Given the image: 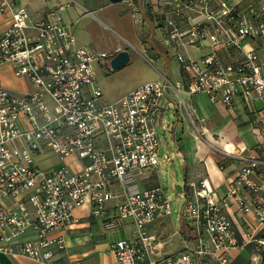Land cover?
<instances>
[{
    "label": "built area",
    "instance_id": "2783aa9c",
    "mask_svg": "<svg viewBox=\"0 0 264 264\" xmlns=\"http://www.w3.org/2000/svg\"><path fill=\"white\" fill-rule=\"evenodd\" d=\"M161 1L160 45L180 80L162 76L107 102L94 66L113 56L76 46L62 16L72 1L35 23L21 0H0V67L29 86L11 91L0 77V254L54 264L66 253L60 233L82 224L74 212L89 206L105 233L119 235L108 246L114 264H229L230 251L247 248L250 264H264L263 127L224 197L204 177L185 185L178 232L164 233L172 215L164 187L147 186L169 161L157 128L171 94L173 109L184 93L259 113L264 0ZM121 3L139 20L133 0ZM45 153L59 166L40 168L35 160Z\"/></svg>",
    "mask_w": 264,
    "mask_h": 264
},
{
    "label": "crops",
    "instance_id": "0c3cea01",
    "mask_svg": "<svg viewBox=\"0 0 264 264\" xmlns=\"http://www.w3.org/2000/svg\"><path fill=\"white\" fill-rule=\"evenodd\" d=\"M68 1H72V3L68 4L62 13L64 23L70 27L75 37L76 46L91 49L94 53L116 55L115 50L118 42H114L112 39H110L111 43L108 45L110 46L108 52L100 49L96 50L101 40L104 39V29L110 30L114 36L119 40L123 39L125 42H130L136 33L138 34L141 31L145 33V26L149 28L146 36H150L155 32L156 36L161 38L163 34V15H159V13L163 12L165 8L161 0H133L140 14L139 20H136L131 26L133 30L120 22L126 17H119L118 13L121 12L120 10L127 9L121 2L118 3L121 5L118 7L117 4H111L110 0H48L47 2L21 0L28 9L31 22L35 23L42 19L48 7L66 5ZM146 4L151 9L149 13L152 17H146L145 15L144 5ZM6 25L7 21L0 18V33L5 30ZM156 27L158 28L155 29ZM152 29L155 30L152 31ZM189 50L193 52L191 49ZM127 53L129 54L130 63L133 57L129 52ZM111 59L105 60L110 62ZM100 61L104 60H99L94 66L97 82L103 79L104 74V71L99 70V66H104V63H100ZM141 61L144 60L141 58ZM10 71L11 69L8 66L0 67L2 83L8 89L22 91L29 88L26 81L14 79ZM158 75L157 78L151 77L147 81H143V79L135 86L124 89L118 94L121 96L112 102L143 83L158 80L162 77L160 74ZM179 80L180 77H177L171 81ZM107 93L109 94V92ZM180 99L183 106L173 109V105L178 102V99L172 94L167 97L168 103L162 114L161 124L159 125L160 131L157 128L160 148L163 145L165 152L163 140L166 142L170 137L176 145V150L183 157L184 162L180 168L182 179L175 184L181 186L180 193L184 194L183 190L188 182L204 177L209 188L216 193L218 198H222L227 189V180L236 174L240 166V155L246 150L252 149L256 143L258 131L254 129L264 128V104H258L259 113L257 115H249L238 101L233 109H227L220 104L212 103L208 97L202 94L188 96L182 93ZM35 161L44 170L59 166L56 157L50 153L40 155ZM154 174L157 186H161L162 182L158 173L155 172ZM88 207L77 209L74 212L75 216L84 219L82 224L60 233L65 239L66 253L65 256L57 255L53 260L54 264L68 262L74 264L75 261L81 264H114L108 246L110 241L118 238L119 235L105 233L101 221L89 216ZM249 252L246 250L230 251L228 254L229 264H250ZM0 264L36 263L26 258H12L0 254Z\"/></svg>",
    "mask_w": 264,
    "mask_h": 264
},
{
    "label": "rangeland",
    "instance_id": "374dc122",
    "mask_svg": "<svg viewBox=\"0 0 264 264\" xmlns=\"http://www.w3.org/2000/svg\"><path fill=\"white\" fill-rule=\"evenodd\" d=\"M117 5L118 7L121 6L119 4ZM136 6L134 3L135 8ZM144 7L146 9V17H152V15L149 13L151 11L149 5L146 4L144 5ZM120 11L121 12L118 13V16L126 17L123 18L120 22L123 25L127 26L130 30H133L131 26H133L136 21L131 17L127 9H124V11ZM145 27L146 34L142 31L138 34L136 33L135 36L132 37L130 42H125L123 41V39H120V41L110 30L104 29V39L101 40L100 44L97 46L98 49L96 48V50L100 49L108 52V49L110 47L108 45L109 43H111L110 39H112L114 42H118L116 44L117 51H127L133 57V60L130 63L128 62L122 69L118 71H111L109 62L107 61L110 58L104 61H100V63H104V66H99V70L104 71V74L103 79L100 82L98 81V85L102 90L104 101L112 102L114 99L121 96L118 94L124 91V89H127L130 86H135L139 81H142L143 79V81H147L151 79V77L157 78V76H159L158 74L170 80H175L177 77H180V71L176 64V61L170 55L166 54V52L160 45L161 38L159 36H156L157 34L155 32L150 34V36H146L149 28L148 26ZM157 28L158 27H156L155 29ZM155 29H152V31ZM109 55L113 56L114 54ZM141 58L145 61V63H143L144 61H141ZM148 59L153 60V62L148 63ZM107 88H109V90H107ZM106 90L107 92H109V94L106 92ZM158 131H160V127H158ZM163 143H165V153L168 155L169 161L166 163H160V165L156 169V173H158V176L162 182L161 186L164 187L165 193L169 201L171 202L172 215L170 218H168V225L164 229V233L171 234L175 231H179L181 223L180 211L184 203V197L182 193L174 189L173 185L180 182V180L182 179V172H180V168L183 165L184 161L181 153L176 150L174 142L170 139V137L166 142H164L163 140ZM159 160L161 161L162 159L160 158ZM154 176L155 174L152 173L149 179V183L147 186L150 188L157 186V183L154 180ZM246 251L249 252V248H247Z\"/></svg>",
    "mask_w": 264,
    "mask_h": 264
},
{
    "label": "water",
    "instance_id": "95a60500",
    "mask_svg": "<svg viewBox=\"0 0 264 264\" xmlns=\"http://www.w3.org/2000/svg\"><path fill=\"white\" fill-rule=\"evenodd\" d=\"M111 4H118L121 0H110ZM129 54L126 51L118 52L109 62V67L111 71H118L122 69L129 62ZM163 151V145L160 148V155ZM174 189L178 192L181 191V186L179 184L173 185ZM264 237V236H263Z\"/></svg>",
    "mask_w": 264,
    "mask_h": 264
},
{
    "label": "trees",
    "instance_id": "16d2710c",
    "mask_svg": "<svg viewBox=\"0 0 264 264\" xmlns=\"http://www.w3.org/2000/svg\"><path fill=\"white\" fill-rule=\"evenodd\" d=\"M182 231H183L184 234H186V230L184 228L182 229Z\"/></svg>",
    "mask_w": 264,
    "mask_h": 264
}]
</instances>
